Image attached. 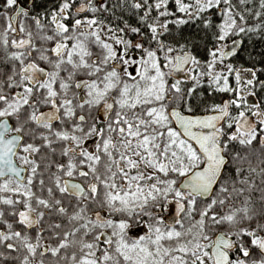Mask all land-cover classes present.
<instances>
[{
  "label": "snow or ice",
  "instance_id": "obj_1",
  "mask_svg": "<svg viewBox=\"0 0 264 264\" xmlns=\"http://www.w3.org/2000/svg\"><path fill=\"white\" fill-rule=\"evenodd\" d=\"M0 264H264V0H0Z\"/></svg>",
  "mask_w": 264,
  "mask_h": 264
},
{
  "label": "trees",
  "instance_id": "obj_2",
  "mask_svg": "<svg viewBox=\"0 0 264 264\" xmlns=\"http://www.w3.org/2000/svg\"><path fill=\"white\" fill-rule=\"evenodd\" d=\"M253 43H254L255 49H256V51H257V53H258L259 50H260L261 41H260L259 39H256ZM246 62H247V61H245V63H246Z\"/></svg>",
  "mask_w": 264,
  "mask_h": 264
}]
</instances>
